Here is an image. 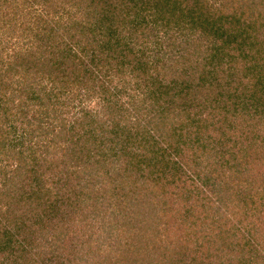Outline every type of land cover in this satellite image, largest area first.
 Listing matches in <instances>:
<instances>
[{"label":"trees","instance_id":"1","mask_svg":"<svg viewBox=\"0 0 264 264\" xmlns=\"http://www.w3.org/2000/svg\"><path fill=\"white\" fill-rule=\"evenodd\" d=\"M84 1L46 0L59 3V8L51 5L56 14L37 22L38 28H29L24 19L30 10L0 26V35L21 38L14 39V45L0 39V167L6 162L14 173L8 177L0 170V249L6 250L0 264H102L99 257L112 256L107 264H264V0H219L215 6L211 2V16L199 13L198 26L192 27L182 24L195 16L188 0ZM203 3L206 0L196 4ZM160 30L156 42L148 39ZM134 32L137 46L129 41ZM160 57L164 61L159 62ZM111 66L115 74L130 68L131 78L146 85L138 99L154 102L151 125L147 128L145 122L136 130H162L165 122L170 130H196L198 121L205 120L196 102L210 89L208 82L211 129L222 130L217 139L211 134V186L207 179L197 193L202 202L206 197L205 205L182 204L178 198L167 211L175 222L173 237H162L157 225L160 238L152 241L143 234L145 240L136 243L121 234L123 248L117 254L112 248L98 252L93 247L114 235L116 241L117 226L104 229L103 217L112 223L122 213L126 220L136 204L148 203L140 204V198L163 191L160 183L151 186L158 171L131 175L127 171L136 165L114 167L104 161L97 125L107 129L112 118V127L103 134L129 130L118 119L122 103L112 115L106 113L109 104L115 105ZM168 67L178 77L169 79L167 86L159 76H165ZM71 80L75 83H68ZM73 92L85 100L99 97L103 115L95 111L82 123L80 109L68 120ZM242 119L248 130H238ZM17 123L33 142L23 146L19 136L12 135L20 128ZM133 134V140L138 139V131ZM177 134L179 142L183 137ZM58 140L66 143L62 160L44 166L57 167L54 175L40 166L36 151L43 144L59 146ZM18 144L22 147L16 148ZM208 144L201 140L194 149L204 151ZM154 154L152 149L150 158L140 155L146 161ZM157 163L154 158L146 164ZM115 179L131 192L119 190ZM206 188L216 197L206 196ZM102 207L107 214L100 216L95 211ZM77 227L85 235L75 233ZM100 227L104 232H98ZM191 233L202 245L201 259L187 245Z\"/></svg>","mask_w":264,"mask_h":264},{"label":"rangeland","instance_id":"2","mask_svg":"<svg viewBox=\"0 0 264 264\" xmlns=\"http://www.w3.org/2000/svg\"><path fill=\"white\" fill-rule=\"evenodd\" d=\"M199 1L201 0H198L197 2H193V0H188L186 5L187 6L190 5V7L192 8L193 10L192 14L195 10V14H194L195 16H192L191 14L193 20L191 21L188 17L190 21H188L187 24L182 23L183 25H191L192 27L197 24L198 26V22H197V19L199 17L198 14L206 13L207 15L211 16V13H212L211 12V2L215 6V5H218L219 0H206V3H203L202 5H197L196 3H198ZM213 1L215 2L213 3ZM69 2L67 3L65 9H68L67 7L70 4ZM85 2H87V0L83 2V5L86 4ZM45 3H46V0H25V1L23 0H0V26L3 25L5 22H6L5 26L8 24V22H13L12 18H16L17 20L18 19L20 20L19 17H23L24 10H30L29 14L24 16V19L26 20V23L29 25V28H32V29H34V27L38 28L39 25H37V22L41 24V22H43L41 20H43L44 18L46 20H49V19L52 20V16L54 17V15L56 14V12L55 14H53L54 11L51 5L57 6L59 8V3L57 2H53L51 4L50 3L45 4ZM96 17H97V14L93 16V18H96ZM190 31L192 30L190 29ZM2 32L3 31L0 30V34ZM162 33L163 31L160 30L157 32L158 34L157 36L155 33L153 34V36L151 35L150 38L148 37V39H150L152 42L153 41L156 42L157 38H159V36ZM163 35L169 36V34L167 35L163 34ZM0 37H1L0 38L1 41L6 42L7 44L11 43L12 45L15 44L14 42L12 43L14 39H15L14 41L21 40V38H16V37H13V39L11 40L10 36H8V33L0 35ZM130 38L132 39L129 41L137 46L136 44L137 42L134 41L137 38V34L136 33L133 34L132 37L130 36ZM171 39H173V37H169L168 41ZM166 43L167 41L165 42V45ZM108 57L110 58L108 59L109 61L114 62L113 60L114 57H112L111 55H109ZM158 61L161 62L164 60L161 58ZM171 62L172 60L170 61V64ZM106 63H104V65H101V64L100 65L103 66L104 69H106L105 66L107 68L109 66V63L108 64ZM176 67L178 69L181 68V66L179 65H177ZM115 68H116V65H115ZM111 72L115 74L114 67H112ZM150 73L152 74L153 71L151 70ZM131 75H132V71L130 68L127 67L124 70L120 71L119 74L116 73L115 75L112 76L111 86L112 88L115 89L114 91L116 92L114 96H112L113 100L115 101V105L114 107H111V105L109 104L108 108H110V110L108 109V111L106 112L108 116L112 115L119 108L117 105H119V103H122V106L117 110L118 119L119 121H121L120 124H122L124 128H128L129 130H113L110 133L105 132L103 134V131L110 129L114 123V120L112 118H109L108 122L110 124H108L107 129L103 125H100V126L97 125L96 133L100 134L99 139L102 142L98 145L101 147V149H104L103 157H105L104 161L106 163L110 162L111 165H113L114 167L120 164L124 168L130 167V165L132 164L136 165L135 167L130 168V170L127 171V174L134 175L136 174V172L142 173L148 170H150L151 172L158 171L159 177H153L154 181L151 186L157 187L156 183H160L159 188L163 191V195L159 193H156V195L154 196H152V194L151 195L147 194L145 199L140 198L139 199L140 204L144 203V201L147 200L148 203H145L146 204L145 207H142V205L138 206L137 204L136 206H134V203L133 205L130 203L129 209H132L133 206L134 208L132 212H130V214L127 216L126 220L121 219L123 216L122 213L116 214L117 218L119 216L120 219L118 220L116 218V220H113L112 223L109 222V218L107 216H104L103 221H102L103 228L107 229L108 226H113V225L117 226L115 228L117 232V238H116V241L112 240L116 236L114 235V237L112 238L109 237L107 239V241L109 242L112 241V244L107 243L106 239L103 242L97 241L96 243L97 245L94 244L93 247L95 248V251H98V252L106 248L107 249L112 248L114 253L116 251V254H117L118 250L123 248L122 243H121L122 240H120L121 234L129 235L135 241L138 240L136 243H138L139 239L143 237V234L150 241H152V239L156 237L160 238V236H158L156 225L159 226V229L162 233L161 234L162 237L165 238L166 235L173 237V234H174L173 229L175 228L173 224L175 222L173 223V221H170L167 216V211L170 209V207H172L173 201H176V204H177V200L179 198L181 199L182 204H187L190 202L192 204L197 205L198 203L201 202L202 206L205 205L206 197L203 198L204 201L202 202L200 196L198 197L197 193L200 192L199 189L201 185H203V181L208 179V184L211 186V177H213L211 176V174H214V173H211V134L214 135L215 138L217 139V135L222 130L211 129V83L208 82V85H209L208 88L210 89L207 91L206 95H203L196 102L197 112L199 111V116H201L202 118L205 117V120L203 122H200L199 120L198 123L195 125L196 130H170V127L165 122L164 124H161L162 130H150L149 129V132H148V130L141 131V130H136V129H139V127L141 125H144L145 122H146V127L149 128L148 126L151 125L149 123V120H150V116H152L151 108H154V102L152 101V99H148V100H145V98L138 99L137 96L141 95V86H146V85L143 82L139 81L140 79H135L134 76L133 78H131ZM177 77L178 76L172 72V69L169 68L165 76L164 75L159 76V81L160 83L162 82V84L168 86L170 85L169 79H176ZM68 83L74 84L75 81L71 80ZM72 90L74 91L75 88H73ZM71 96L74 97L75 99L74 101L70 103V106H68V117L70 118L68 120H73V116H75L76 113L80 109H82L81 111L82 115H81V120H80L82 123L86 122L88 120V115L94 113L95 111L103 115V113L100 111L101 110V105H100L101 100L99 99V97H93L91 100H85L83 96H82L83 99L81 98V96H77L76 92H73ZM205 109H207L208 111ZM110 111L111 113H108ZM84 113L87 115H85ZM103 119H104V116L102 120ZM228 121L230 122L229 119ZM236 122H237V119H236ZM246 122H248V120ZM17 125H18L17 127H20V124L17 123ZM21 127L16 128V131L12 132V135L16 137L19 136V139H21V141L24 143L23 146H26L27 144L33 142V139H30L28 133L24 134L23 131L20 130V129H23ZM238 128H237L238 130H248L245 128L243 119L239 123ZM229 130H235V129H229ZM126 131L128 132V137H126L127 136V133H125ZM137 131H138V134L136 136H138V139L133 140V137H134L133 133ZM168 133L172 134V136L170 137L171 140L167 136ZM177 133L182 134V137H183L179 142L177 141V138H178ZM244 135H245V132L243 133V137ZM196 139H200V140L194 141ZM201 140L202 141L204 140L209 143L208 149L204 151L194 149L196 146L198 147L199 144H201ZM52 142H56V141H52ZM96 142L97 140H95L92 143V145L96 144ZM67 143L71 144L70 139L67 141ZM191 143H194V145H192ZM58 144L59 146L55 145V148H53L52 145L50 147H46L43 144V146H41L36 151V155L40 158V166L42 168H45L48 173L54 174V175H56L58 172L57 167L56 169H49V167L46 168L44 166H46L48 163H51V162L58 164L57 162L62 160L61 158L63 157L61 156V154L63 155L64 153L63 147L66 143H63V141L58 140ZM10 145L13 147L12 144ZM21 147L22 145L18 144L16 148H21ZM120 147L123 148L124 150L121 151ZM152 149L155 150V154L152 156L151 159H146V161L148 162V160H150L151 162V160L155 158L158 163L155 164L153 167H148V165L146 164L147 162L142 159V156H146L150 158ZM44 152H47V153L43 154ZM140 154H142V156ZM43 155L45 157H43ZM155 155L157 156L155 157ZM107 156H110V157H108L107 159ZM69 160L71 159H66V161H69ZM4 163H5L4 165L5 167L4 168L0 167V170L2 172L6 171L8 177L10 175L13 176L14 173L9 171L10 164L6 165V162ZM153 174L155 175V173ZM214 179L215 177L213 178V180ZM115 182L118 184L120 188L119 190L123 189L124 191L128 190V192H131L129 188L125 186L124 182L120 183L118 179H115ZM205 194L206 196L209 195L210 198L216 197L215 194L213 193L211 194L208 188H206ZM155 200H158V203H155L154 205ZM105 211H106V208L102 207L96 210L95 212H99L100 216H103L107 214L105 213ZM99 219L100 218H98V220ZM162 219L164 220V222H167L168 225L165 224L162 221ZM99 224L101 225V223ZM74 227L72 226L71 228L72 231ZM200 227H204V225L201 224ZM100 228H98V232L100 233L104 232V229L102 228L100 229ZM144 230L146 232H143ZM74 231L75 233L79 235H85V230L83 231L78 227ZM140 234H142L141 237H139ZM103 235H106V234L104 233ZM14 237L19 238V236H17L16 234L14 235ZM142 239L145 240L144 237ZM133 240H130V241L133 242ZM187 241H188L187 243L188 247L196 249V251H192L193 256L194 257L197 256V259L203 258L204 254H201V255L198 254L202 245L200 244V242H198V240H195V235L191 233ZM194 241H195V244H194ZM193 244L194 246H192ZM8 251L11 252V248ZM4 252H6V250L3 251L0 249V259L4 257L3 256L5 254ZM190 256L192 255L190 254ZM120 257L121 256L119 255L117 256L118 261ZM110 258L107 257V258L102 259L101 257H99L102 264H107ZM111 259L113 260V256ZM120 262L122 264L123 262L126 263V261L124 260L123 262L122 261ZM154 262L157 263V261L155 260ZM3 264H9V262H4ZM86 264H93V263H86Z\"/></svg>","mask_w":264,"mask_h":264}]
</instances>
